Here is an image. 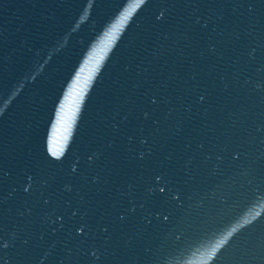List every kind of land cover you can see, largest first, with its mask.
<instances>
[{
  "label": "water",
  "instance_id": "95a60500",
  "mask_svg": "<svg viewBox=\"0 0 264 264\" xmlns=\"http://www.w3.org/2000/svg\"><path fill=\"white\" fill-rule=\"evenodd\" d=\"M0 264H264V0H0Z\"/></svg>",
  "mask_w": 264,
  "mask_h": 264
}]
</instances>
